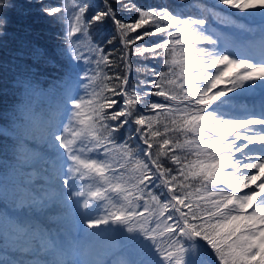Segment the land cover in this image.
Segmentation results:
<instances>
[{
    "label": "snow or ice",
    "instance_id": "snow-or-ice-1",
    "mask_svg": "<svg viewBox=\"0 0 264 264\" xmlns=\"http://www.w3.org/2000/svg\"><path fill=\"white\" fill-rule=\"evenodd\" d=\"M115 5L137 15L121 19L112 0L91 14L79 0L37 5L62 26L56 55L70 58L65 87L45 92L26 80L3 134L19 141L21 130L39 133L47 144L55 159L42 192L18 203L58 206L69 216L80 210L72 253L85 258L27 264H264V103L242 117L223 110L230 93H264V58L221 49L207 27L209 17L240 29L239 17H259L264 31V0H215L198 15L132 0ZM15 7L0 0V29ZM107 21L115 27L111 50L90 31ZM150 37L159 40L140 43ZM131 56H151L161 67L137 69L147 75L134 83ZM54 93L45 112L42 101ZM28 163L18 151L13 180L24 193L32 191ZM41 247L63 254L52 241Z\"/></svg>",
    "mask_w": 264,
    "mask_h": 264
},
{
    "label": "trees",
    "instance_id": "trees-1",
    "mask_svg": "<svg viewBox=\"0 0 264 264\" xmlns=\"http://www.w3.org/2000/svg\"><path fill=\"white\" fill-rule=\"evenodd\" d=\"M79 2L88 4L91 14L101 6L102 0H79ZM123 2L127 3L128 0ZM13 3L16 7L7 13V26L5 29H0V252L8 246V236L5 233L7 231L3 232V229H6V224L3 222L7 220L6 207L9 204H19L18 199L29 194L20 192L14 187L13 168L16 165V153L24 152L29 157L34 148L26 139H40L37 135L39 133H36V136L35 133L24 134L23 130L20 132L19 141L15 136L3 133L12 127V110L23 100L24 82L34 79L38 81L39 88L45 92L52 91L53 86L62 89L65 87L64 75L70 60L56 55L63 47V29L59 23L51 22V18L41 16L37 6L39 0H13ZM44 3L48 6H57L61 4V0H44ZM112 3L118 17L123 20H132L137 15L134 11L122 10L115 5V0H112ZM132 3L141 8L167 7L178 14L184 12L188 15H198L201 6L211 8L215 4L212 0H186V5H180L179 0H132ZM213 23L214 20L209 17L207 27L214 37ZM90 31L93 42L103 41L104 46L111 50V46L106 44V40L115 35V27L111 21H107L102 26L94 25ZM156 40H159V37H150L140 43L152 44ZM50 59H55L57 64L49 63ZM130 60L132 61L130 75L134 83H138L147 75L145 71L138 72L137 69L161 67V64L151 56L147 60L131 56ZM71 63L76 62L71 61ZM81 66L84 67L82 62ZM77 78L74 76L73 80ZM67 86L75 87L72 82H67ZM55 99L54 93L50 100L42 101L41 107L45 112L50 106H54Z\"/></svg>",
    "mask_w": 264,
    "mask_h": 264
},
{
    "label": "rangeland",
    "instance_id": "rangeland-1",
    "mask_svg": "<svg viewBox=\"0 0 264 264\" xmlns=\"http://www.w3.org/2000/svg\"><path fill=\"white\" fill-rule=\"evenodd\" d=\"M221 7H223V6H221ZM239 19H241V20L237 21L236 23L237 24H243L245 26V29H240V28H238V27H236V26H234L232 24H220V23H218L216 21H215L216 25H213L212 29L215 30L217 32V34H218L217 37H216V39L218 40V45H220V44H222L221 46L224 45V48H228V50L230 52H232L233 54H239L240 55V53H241V54H245V55H250V54H252V53H250V51L252 49H250V46L248 45V44H250L249 41L258 40L260 45L262 47H264V34H263V36L260 34L258 37H254L255 34H259L260 33L261 25H260V22H258L260 20H259V17H257V19L255 21H252V24L248 25L247 24V19H242L240 17H239ZM213 33H214V31H213ZM242 34H243V36H242ZM230 37L233 38L232 42L227 39V38H230ZM263 52H264V50H263ZM233 95L234 94H231V96H233ZM259 109H260V106H259ZM28 141L31 142L33 144V146L40 147V149H42L43 151L48 150L50 152V150L47 147V144L43 140H41V139L36 140L35 138H33V139H29ZM37 149L39 150V148H37ZM53 159H55V158H53ZM39 160L44 162V164L45 163H49V158L32 157V159L31 158L29 159V163L24 166L25 175L26 176L30 175L31 178H32V181L33 182H37V183H35V186L34 185L30 186L31 188L34 187L33 188L34 190L31 191V193L28 194L30 196L33 195V194L39 195L42 192V184L38 183V182H40L46 176H42L41 174H38V173H40V171L43 170V169H47L49 172L51 170V166L48 165V164L46 166L39 165L38 168L34 167V166H31V167L29 166V165H31L32 162L39 161ZM37 169H40V171L37 170ZM36 188H38L39 190L35 191ZM30 196H28V198ZM24 208L26 209L27 207H24ZM40 210L41 209L38 208V210H36V211H40ZM79 211L80 210H77L75 215L69 216V217H71V219H73L74 217L77 219L75 224L72 223V225L70 226V229H71V232H72L71 233L72 245H73V242H74V238H77L78 235H79L75 231V227L77 226L78 221H79V216H78V212ZM102 211H103L102 209L94 210L92 214L93 215L102 214ZM16 214H17L18 217L22 218V215H19L20 213L19 214L16 213ZM5 217H6L5 219H7V220H4L3 222L6 224L7 228L6 229L4 228L3 232L5 230L7 231L6 232V235L8 236L7 237L8 238L7 241L9 240V242L8 243L6 242L8 244V247L6 249L3 248V250H1V252H0V255L3 256V257L0 258V262H2V264H13V262H17V264H19V262H23V264H27L28 261H25L24 258L22 257V255L28 253L30 256H34V254L36 252V250H34L35 246L33 244L31 245L30 242H33V243L40 242V240H39L40 238L38 239L37 235L41 234V232L36 231L35 233H33V231H29V229H25L26 231H24V232H18L16 230L17 226H15V225H17V222H16L17 220L14 217L9 216L8 213L5 214ZM23 218L24 219H26V218L30 219V217H25V216H23ZM50 218L51 219L54 218V213L53 212L50 213ZM31 220H33V219H31ZM35 229H38V228H35ZM27 241H29L28 245L26 244ZM43 242H45V241H43ZM44 252H45L44 253L45 255H47V256L49 255V254L46 253L45 250H44ZM47 256H46L47 260H53V259H51V257H47ZM58 256L60 258H62L61 254H59ZM99 258H101V256ZM103 258L104 259H109L108 256H104ZM112 258L118 259L117 256H113V257H111V259ZM76 259H83V257L81 255H78V254L77 255L73 254L72 257H69L66 260H76ZM34 260H41V259L35 258Z\"/></svg>",
    "mask_w": 264,
    "mask_h": 264
},
{
    "label": "bare ground",
    "instance_id": "bare-ground-1",
    "mask_svg": "<svg viewBox=\"0 0 264 264\" xmlns=\"http://www.w3.org/2000/svg\"><path fill=\"white\" fill-rule=\"evenodd\" d=\"M251 91H248V92H242L239 96L240 97H245V95L246 94H249ZM234 116H239L240 117V115L239 114H234ZM37 135H39V134H37ZM35 136H36V133H35ZM38 137V136H37ZM40 138V137H39ZM29 149V148H28ZM33 150V149H32ZM31 151V150H30ZM25 152H27L26 151V149H25ZM24 153V152H23ZM28 153V152H27ZM33 153H34V150H33ZM32 153V154H33ZM29 154V153H28ZM28 156V155H27ZM29 156H31V154L29 155ZM38 194V193H37ZM24 195V194H23ZM20 196V195H19ZM18 199V198H17ZM22 207H18V210H17V212L16 213H20L19 215H22V218H23V216H25V217H30V219H27L29 222H36V223H38V224H40V225H42V226H48V225H50L49 224V221H50V219H49V217H50V215H48V213L50 214V213H52L53 211H61L62 213H63V215L64 216H66L67 214H66V212H65V210L64 209H61V208H59L58 206H49V207H46V208H43V209H41L40 211H36V210H38V208H32L31 210H29V208H22ZM48 208V209H47ZM25 209V210H24ZM68 216V215H67ZM31 219H33V220H31ZM1 222V221H0ZM53 222H56V224H58V225H60V226H62V227H69L68 226V223L67 222H61V221H59V220H57V221H53ZM54 225H55V223H54ZM72 225V224H71ZM1 226V225H0ZM2 226H4V224H2ZM16 226V225H15ZM51 227V226H50ZM53 227V226H52ZM2 228H4V227H2ZM7 228V227H6ZM53 228H55V227H53ZM3 233V232H2ZM6 233V232H5ZM9 233V232H8ZM9 235V234H8ZM5 237V236H4ZM3 237V238H4ZM5 240V239H4ZM7 242H9V240L7 241ZM6 244V243H5ZM32 245V244H31ZM34 246H35V248H34V250H36V252H35V254H34V256H30L28 253H26V254H24V255H22V257L24 258V260L25 261H33L35 258H37V259H41V260H43V261H46L47 259H46V256L47 255H45L44 253V248H42L41 246H39V244H33ZM44 245H46V244H44ZM5 247H6V245H4ZM8 247V246H7ZM46 253L47 254H51V255H49L50 257H52V259H57V258H59V254L57 255H52V253H50V251H46ZM84 258V257H83Z\"/></svg>",
    "mask_w": 264,
    "mask_h": 264
}]
</instances>
